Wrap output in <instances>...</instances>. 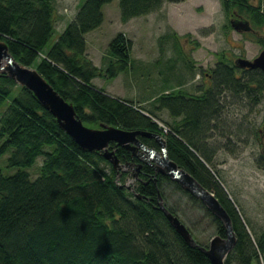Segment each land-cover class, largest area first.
I'll list each match as a JSON object with an SVG mask.
<instances>
[{
    "label": "trees",
    "instance_id": "trees-1",
    "mask_svg": "<svg viewBox=\"0 0 264 264\" xmlns=\"http://www.w3.org/2000/svg\"><path fill=\"white\" fill-rule=\"evenodd\" d=\"M111 1L80 2L74 17L51 42L55 0H0V39L19 62L35 66L71 101L85 124L99 127L103 122L161 133L170 158L212 190L231 217L236 241L226 264H264V230L252 237L214 160L217 144L228 148L238 140L237 134L253 131L248 120L245 127L243 122L236 124L230 104L243 98L260 103L264 71L239 66L223 49L215 52L214 64L200 67L202 82L192 89L185 85L186 77L174 86L163 82L149 105L112 94L94 78L114 79L138 66L133 67L132 40L124 31L110 41L102 65L87 52L86 34L101 26L103 7ZM181 1L119 0L121 18L143 16L164 2ZM222 5L230 17L225 27L234 28L233 18L247 19L252 30L244 33H254L264 47V0H222ZM188 35L173 30L163 37L178 46ZM193 42L195 48L201 45L198 39ZM169 60L173 58L166 64L171 72L178 61L173 65ZM183 62L194 76L198 64L192 54ZM218 129L227 137L223 143L216 142ZM254 132L261 145L257 162L264 167V115ZM140 138L158 146L153 137ZM111 147L122 163L138 161L124 146L112 142ZM9 150L8 165L17 170L4 173L0 167V264H213L174 228L159 206L158 194L179 216L165 193V186H174L192 205L203 208L216 233L226 236L224 222L200 199L168 175L157 173L155 182L154 169L147 163L134 185H127L129 168L114 167L102 150L83 148L29 88L0 72V153ZM39 155L44 159L33 176L29 169Z\"/></svg>",
    "mask_w": 264,
    "mask_h": 264
},
{
    "label": "rangeland",
    "instance_id": "rangeland-1",
    "mask_svg": "<svg viewBox=\"0 0 264 264\" xmlns=\"http://www.w3.org/2000/svg\"><path fill=\"white\" fill-rule=\"evenodd\" d=\"M83 1L55 0L57 16L51 42L64 29L67 22L74 17L79 3ZM169 3L164 2L160 9L143 16L131 17L128 20L121 18L119 0H112L104 5L103 24L87 35L89 56L95 59L96 63L93 61L95 64L102 65L104 57L109 56L110 41L118 31H124L132 40L133 67L136 64L138 67L133 71L131 68L130 73H121L114 79L98 78L96 83L103 85L111 93L149 105V101L155 97V93L162 89L163 82L174 86L181 78L186 77L185 85L191 89L201 84L200 67H209L214 64L216 61L215 52L225 49L235 59L238 56L252 59L263 49L262 43L254 33L253 35L246 34L243 28L225 27L230 17L226 16L222 0H186L183 4L176 2L177 5L168 7ZM167 7L173 25L180 31H190V35L181 38L178 46L170 38L163 37L173 31L166 18ZM196 39L201 42L202 46L194 50L196 48L193 41ZM192 50H194L196 57L194 59L198 64H194V76L183 62L191 56ZM169 58H173L172 61L169 60L173 65H176V61H178L176 68L171 72L168 65L166 66ZM229 112L235 115L237 125H241L240 122H243L242 126L245 127L248 120L249 127L253 131L251 133L249 131L247 135L243 132L241 135L237 134L239 135L238 140L233 139L228 148L217 144L220 147L214 160L222 184L242 213L250 234L256 239L257 234L264 230V167L257 162L261 145L259 139L256 138L254 129L260 125L264 115V91L262 100L257 105L252 104L246 98H243L242 101L238 99L230 104ZM164 117L170 118L166 116V113H164ZM156 119L160 125H164L161 120ZM217 131L218 134L220 133V136L216 137L217 143L227 140V137L222 135L219 129ZM213 134L215 133L213 132ZM10 153V150L0 153V167L4 173H13L17 170L16 167L8 165ZM43 159V155H39L34 166L26 168H30L31 175H37L38 165H41ZM123 168L125 169L126 166ZM129 172L126 184L134 185V173L137 170L129 167ZM165 193L169 202L178 208V214L188 225V228L190 227L194 231L196 238L200 242L208 244L211 237L216 234V229L210 219L204 216L203 208L198 204L192 205L189 198L174 186H165Z\"/></svg>",
    "mask_w": 264,
    "mask_h": 264
},
{
    "label": "water",
    "instance_id": "water-1",
    "mask_svg": "<svg viewBox=\"0 0 264 264\" xmlns=\"http://www.w3.org/2000/svg\"><path fill=\"white\" fill-rule=\"evenodd\" d=\"M231 24L235 29L252 30L249 21L245 18H233ZM235 62L241 67L260 68L264 71V47L254 58L238 56ZM0 72H6L18 84L29 88L43 106L54 115L59 125L83 148L102 150L104 156L116 168L135 166L137 172L134 173V176H138V172L144 163L150 164L155 171V182L157 181V173L168 175L183 189L200 199L209 210L224 222L226 228V236L216 234L207 245L197 242L188 226L177 214L165 206L161 194H158L159 206L185 240L201 248L213 264H226V256L236 241L231 217L212 190L199 182L186 168L170 158L166 139L161 133L144 129H125L103 122L100 123L99 127L88 126L77 114L74 104L67 100L35 66L23 64L13 56L4 39H0ZM140 135L153 137L158 146L146 144ZM112 142L130 150L139 161L132 160L122 163L115 149L111 147Z\"/></svg>",
    "mask_w": 264,
    "mask_h": 264
},
{
    "label": "crops",
    "instance_id": "crops-1",
    "mask_svg": "<svg viewBox=\"0 0 264 264\" xmlns=\"http://www.w3.org/2000/svg\"><path fill=\"white\" fill-rule=\"evenodd\" d=\"M184 1H186V0H184ZM184 1H181L180 3H182L183 4V2ZM177 3H179V2H177ZM177 3L176 2H170L169 4V6L168 7H171V6H173L174 4L175 5H177ZM168 7H167V11H166V18H167V20H168V23H169V25L171 26V28L173 29V30H175V31H177L181 36L182 35H184L185 34V32L186 31H180L176 26H174L173 25V23H172V21H170L171 20V15L169 14V10H168ZM104 21V20H103ZM102 24H103V22H102ZM101 24V25H102ZM100 27V26H99ZM98 27V28H99ZM97 29V28H96ZM95 29V30H96ZM95 30H93V31H95ZM187 32H190V31H187ZM186 32V33H187ZM92 32L90 31L89 33H87L86 34V38L88 37L87 35H89V34H91ZM200 42V41H199ZM201 43V42H200ZM88 46H89V42H88V39H87V49H88ZM200 46H202V44L200 45ZM199 46V47H200ZM198 49V47L196 48V49H194V50H197ZM194 50H192V56L196 59V57H195V54H194ZM90 55V54H89ZM91 57V56H90ZM92 58V57H91ZM93 59V61L96 63V61H95V59L94 58H92ZM98 78H101V77H96V78H94L95 80H93L95 83H96V79H98ZM96 84H98V83H96ZM104 84V83H103ZM99 85V84H98ZM99 86H103V85H99ZM109 92V91H108ZM111 93V92H110ZM112 94H115V93H112ZM115 95H118V94H115ZM118 96H120V95H118Z\"/></svg>",
    "mask_w": 264,
    "mask_h": 264
},
{
    "label": "bare ground",
    "instance_id": "bare-ground-1",
    "mask_svg": "<svg viewBox=\"0 0 264 264\" xmlns=\"http://www.w3.org/2000/svg\"><path fill=\"white\" fill-rule=\"evenodd\" d=\"M203 204H204V203H203ZM204 205H205V204H204ZM205 206H206V205H205ZM206 207H207V206H206ZM207 208H208V207H207ZM182 221H183V220H182ZM184 223H185V222H184ZM185 224H186V223H185ZM187 226H188V225H187ZM216 234H219V233H216ZM216 234H214V235H216ZM214 235H213V236H214ZM220 235H221V234H220ZM213 236H212V237H213ZM212 237H211V238H212Z\"/></svg>",
    "mask_w": 264,
    "mask_h": 264
},
{
    "label": "flooded vegetation",
    "instance_id": "flooded-vegetation-1",
    "mask_svg": "<svg viewBox=\"0 0 264 264\" xmlns=\"http://www.w3.org/2000/svg\"><path fill=\"white\" fill-rule=\"evenodd\" d=\"M138 161H139V159H138Z\"/></svg>",
    "mask_w": 264,
    "mask_h": 264
}]
</instances>
